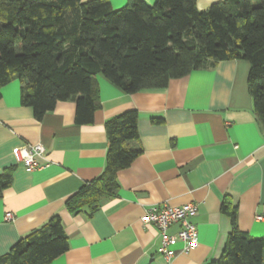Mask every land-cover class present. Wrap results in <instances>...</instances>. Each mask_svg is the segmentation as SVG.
Masks as SVG:
<instances>
[{"label":"crops","instance_id":"obj_1","mask_svg":"<svg viewBox=\"0 0 264 264\" xmlns=\"http://www.w3.org/2000/svg\"><path fill=\"white\" fill-rule=\"evenodd\" d=\"M217 1L196 0V7L206 10ZM109 2L117 9L128 0ZM249 67L247 60H222L166 87L134 93L98 75L100 107L83 125L75 122L74 101H57L36 119L20 103L18 79L2 86L0 174L9 169L11 175L0 197V255L56 215L68 249L49 264H207L218 259L231 230V216L220 209L224 199L241 232L264 237V132L248 94ZM127 110L137 111L138 135L125 146L139 153L116 172V190L97 210L70 212L66 199L105 167V122ZM35 143L44 146L45 157L27 170L12 149ZM189 202L197 205L198 244L181 252L178 243L166 262L156 250L158 229L140 219L151 205Z\"/></svg>","mask_w":264,"mask_h":264},{"label":"trees","instance_id":"obj_2","mask_svg":"<svg viewBox=\"0 0 264 264\" xmlns=\"http://www.w3.org/2000/svg\"><path fill=\"white\" fill-rule=\"evenodd\" d=\"M229 59L250 63L248 94L264 132V0H220L206 10L196 0H128L117 9L109 0H0V89L18 79L20 103L36 119L71 100L75 122L92 123L98 75L134 93ZM137 122L135 110L105 122V167L66 199L70 212L91 214L114 193L116 172L139 153L125 146L138 135ZM10 175L0 174V197ZM231 205L224 199L220 208L232 222L224 249L207 264H264V237L241 232ZM62 228L53 216L0 255V264H49L68 249Z\"/></svg>","mask_w":264,"mask_h":264},{"label":"built area","instance_id":"obj_3","mask_svg":"<svg viewBox=\"0 0 264 264\" xmlns=\"http://www.w3.org/2000/svg\"><path fill=\"white\" fill-rule=\"evenodd\" d=\"M12 152L16 160L27 170L37 169L39 166L36 159L45 157V148L41 143L16 146ZM196 209L197 205L192 202L180 206H171L166 203L151 205L143 212L140 219L142 225H153L158 229L160 241L156 250L166 262L175 257L174 247L178 243H182L181 252H188L197 246L198 232L193 223ZM13 217L12 213H6L3 218L6 221H12ZM173 225H177V230L171 233L169 228Z\"/></svg>","mask_w":264,"mask_h":264}]
</instances>
